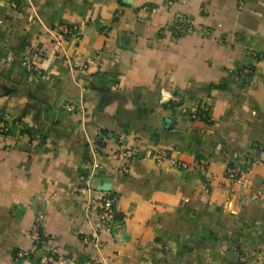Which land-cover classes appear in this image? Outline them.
Masks as SVG:
<instances>
[{
    "label": "crops",
    "instance_id": "1",
    "mask_svg": "<svg viewBox=\"0 0 264 264\" xmlns=\"http://www.w3.org/2000/svg\"><path fill=\"white\" fill-rule=\"evenodd\" d=\"M0 113V264H264V0H0ZM88 160L116 198L99 252Z\"/></svg>",
    "mask_w": 264,
    "mask_h": 264
},
{
    "label": "built area",
    "instance_id": "2",
    "mask_svg": "<svg viewBox=\"0 0 264 264\" xmlns=\"http://www.w3.org/2000/svg\"><path fill=\"white\" fill-rule=\"evenodd\" d=\"M176 30L181 33H185L190 28V23L187 19L179 17L175 22ZM62 32L67 33L63 27L60 29ZM60 35H64L63 33ZM39 54L37 52H31L28 57L23 58L20 61V65L24 71L28 74L34 72L37 69V61ZM193 117L196 119L207 120L205 109L201 106H197ZM6 122L4 114L0 113V135L6 132ZM137 155V151L134 149L130 150H118L112 154L114 160L119 162L121 170L127 172L126 162L129 159L134 158ZM181 166H185L181 164ZM102 166L96 160H88L83 163L82 172L84 177L83 185L80 187L79 192L86 196L87 203V214L89 213L91 222V228L89 233L84 238L87 245L92 250L99 252L102 248V242L100 240V234L103 231L111 229L115 221L117 214L115 208L116 198L110 193V191H101L98 188H93L91 183L93 180L99 177V173ZM226 180L232 184L245 187L248 184V180L242 176L239 169L229 168L225 171ZM89 211V212H88ZM31 238L33 243L31 248L27 251H18L16 256L18 258H30L34 255L38 243H39V231L36 227L32 228ZM35 264H75L70 258L63 257L58 253L56 248H53L49 253L44 254L37 258Z\"/></svg>",
    "mask_w": 264,
    "mask_h": 264
},
{
    "label": "water",
    "instance_id": "3",
    "mask_svg": "<svg viewBox=\"0 0 264 264\" xmlns=\"http://www.w3.org/2000/svg\"><path fill=\"white\" fill-rule=\"evenodd\" d=\"M98 189L101 190V191H110V185L109 184H101L98 187Z\"/></svg>",
    "mask_w": 264,
    "mask_h": 264
},
{
    "label": "trees",
    "instance_id": "4",
    "mask_svg": "<svg viewBox=\"0 0 264 264\" xmlns=\"http://www.w3.org/2000/svg\"><path fill=\"white\" fill-rule=\"evenodd\" d=\"M96 144H97L98 146H100V147H103V146H104V143L102 142V138H98V139L96 140ZM116 218H118L117 214H116V216H115V219H116Z\"/></svg>",
    "mask_w": 264,
    "mask_h": 264
}]
</instances>
